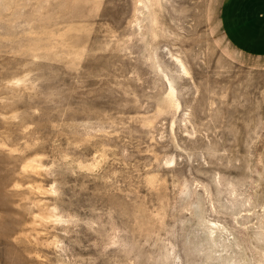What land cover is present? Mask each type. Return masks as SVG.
I'll use <instances>...</instances> for the list:
<instances>
[{
  "label": "rangeland",
  "instance_id": "374dc122",
  "mask_svg": "<svg viewBox=\"0 0 264 264\" xmlns=\"http://www.w3.org/2000/svg\"><path fill=\"white\" fill-rule=\"evenodd\" d=\"M224 1L0 0V264H264V57Z\"/></svg>",
  "mask_w": 264,
  "mask_h": 264
},
{
  "label": "crops",
  "instance_id": "0c3cea01",
  "mask_svg": "<svg viewBox=\"0 0 264 264\" xmlns=\"http://www.w3.org/2000/svg\"><path fill=\"white\" fill-rule=\"evenodd\" d=\"M221 26L237 50L264 57V0H225Z\"/></svg>",
  "mask_w": 264,
  "mask_h": 264
},
{
  "label": "bare ground",
  "instance_id": "6f19581e",
  "mask_svg": "<svg viewBox=\"0 0 264 264\" xmlns=\"http://www.w3.org/2000/svg\"><path fill=\"white\" fill-rule=\"evenodd\" d=\"M182 65H183L184 70L187 71V68L185 67V65L183 63H182Z\"/></svg>",
  "mask_w": 264,
  "mask_h": 264
}]
</instances>
